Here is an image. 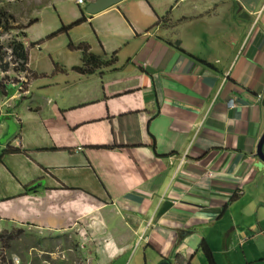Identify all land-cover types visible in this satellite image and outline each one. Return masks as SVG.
Segmentation results:
<instances>
[{
	"label": "crops",
	"instance_id": "crops-1",
	"mask_svg": "<svg viewBox=\"0 0 264 264\" xmlns=\"http://www.w3.org/2000/svg\"><path fill=\"white\" fill-rule=\"evenodd\" d=\"M30 1L12 9L32 78L0 110V233L71 235L90 264H264V0L86 19L74 0L13 5Z\"/></svg>",
	"mask_w": 264,
	"mask_h": 264
},
{
	"label": "rangeland",
	"instance_id": "rangeland-1",
	"mask_svg": "<svg viewBox=\"0 0 264 264\" xmlns=\"http://www.w3.org/2000/svg\"><path fill=\"white\" fill-rule=\"evenodd\" d=\"M1 3L2 2L0 1V4ZM33 4L38 3H33V1H30L28 3L13 6L5 3L3 6H6L8 9H16L22 12L28 10L27 12H29L31 10H35ZM17 15L21 17L22 13L16 14L15 16L17 17ZM18 23L19 24H17V27H23L26 24V22L21 20H18ZM16 35L17 31H12L10 33H0V45L2 46L1 54L6 52V49H4L6 43L13 39ZM7 62H9V58L4 56V59L0 61V66L6 64ZM20 228L22 227L12 226L9 229H5V231L8 232L7 236H11V239L7 238L4 244H0V264H3L2 260L5 258H7L9 262L10 260H13L14 264H90V261L85 260L84 258L79 257L72 252L73 248L71 235L69 237L64 235L61 241L58 239L46 241L44 238L47 247H53V252L44 251L47 253H40L39 249L34 248L33 246L35 243L34 235L23 234L22 237H19L18 232L21 230ZM78 228H80V226Z\"/></svg>",
	"mask_w": 264,
	"mask_h": 264
},
{
	"label": "trees",
	"instance_id": "trees-1",
	"mask_svg": "<svg viewBox=\"0 0 264 264\" xmlns=\"http://www.w3.org/2000/svg\"><path fill=\"white\" fill-rule=\"evenodd\" d=\"M16 22V18L14 17V15L10 12L8 13V11L5 8L0 7V29H2L4 32H11V31H17V35L4 46V49H8L11 51L10 53L5 52L4 54H1L2 51V46L0 45V61H2L4 59V56L6 57L7 54L9 57H11L14 62L16 64H18V68L21 71H25L26 70V65H27V61H28V50H27V46L25 43V39H26V34H25V27H16L14 24ZM83 62L84 65H94L96 63H100L101 60L100 58L89 54L88 52L84 51L83 54ZM2 69L4 71H6V67H4L3 65L0 66V72L2 71ZM4 80H0V96L5 95V92L8 93V95L11 94L12 92V88L6 84H4ZM24 232H26V230H21L19 232V237H22ZM29 234L30 232L27 231ZM6 233H0V244L1 243H5L6 241V235H4ZM29 239V238H26ZM36 238H35V242H36ZM38 243L34 244V247H37L40 250H44V249H48L46 251H51V248H47V246L43 245L41 240L37 241ZM6 259V260H5ZM4 260H2L3 264L6 263H13V260H10V262L7 260V258H5Z\"/></svg>",
	"mask_w": 264,
	"mask_h": 264
},
{
	"label": "clouds",
	"instance_id": "clouds-1",
	"mask_svg": "<svg viewBox=\"0 0 264 264\" xmlns=\"http://www.w3.org/2000/svg\"><path fill=\"white\" fill-rule=\"evenodd\" d=\"M2 3L0 4V7H2V8H5L7 11H8V13L10 12V14L12 13L13 15H14V13H13V11H12V9L10 8V9H8L6 6H3V4H9L10 6H12L14 3H16V4H18L19 3V1L20 0H13V2L14 3H12V5H11V2H9L8 3V1L7 0H0ZM69 1H73V0H69ZM75 1V3L77 4V5H83L81 8H82V10H81V12H80V15H81V18L83 17V19H86L87 18V16H93V15H90V14H88V13H86L85 11H84V8L89 4V3H91V2H95L96 0H94V1H91V2H89V3H86V4H84L85 3V0H74ZM118 5V4H117ZM116 6V5H115ZM113 7V6H112ZM111 8V7H110ZM109 9V8H108ZM107 10V9H106ZM105 11V10H104ZM96 14H98V13H96ZM95 15V14H94ZM14 17L16 18V16L14 15ZM78 21H82V20H78ZM83 21H85V20H83ZM17 24H19L18 23V19L16 18V22H15V26L17 27ZM30 26V24H25L24 25V27L26 28L25 29V34H26V39H25V43H26V46H27V50H28V52H29V45H30V43L27 41V38H28V35H27V30L30 28L29 27ZM4 31L2 30V29H0V33H3ZM12 32V31H11ZM5 33H10V32H5ZM12 40V39H11ZM11 40H9L7 43H9ZM6 43V44H7ZM6 52L7 53H10L11 54V51L8 49V51H7V49H6ZM84 56V55H83ZM6 57H8L9 58V62H7L6 64H4L3 66L4 67H6V71H4L3 69H2V71L0 72V80H4V84H6V85H8V86H10L11 88H12V92H11V94L10 95H8V93L7 92H5V95H3V96H0V110H5L6 109V107H9L10 105L6 102L5 103V101H7V100H11V99H20V98H22V97H25L27 94H28V90H27V84H28V82H29V80L32 78V74L29 72V70H28V61H27V65H26V70L25 71H21L19 68H18V64H16L15 62H14V60L11 58V57H9L8 56V54H7V56ZM85 66V65H84ZM229 105L231 106V107H233L234 106V101L233 100H230V102H229ZM1 159V158H0ZM31 229H38L39 230V228H31ZM22 230V229H21ZM20 230V231H21ZM38 230H36V231H38ZM19 231V232H20ZM19 232H18V234H19ZM5 233V232H4ZM28 232H27V230H26V232H24V234L25 235H32V234H27ZM37 233H39V234H41L39 231L37 232ZM4 235H6V238H10L11 239V236H7L8 235V233H6V234H4ZM39 235H38V239H39ZM34 238H36V240H37V236L36 235H34ZM141 239H142V237H141ZM144 239V238H143ZM34 248H37V247H34Z\"/></svg>",
	"mask_w": 264,
	"mask_h": 264
},
{
	"label": "water",
	"instance_id": "water-1",
	"mask_svg": "<svg viewBox=\"0 0 264 264\" xmlns=\"http://www.w3.org/2000/svg\"><path fill=\"white\" fill-rule=\"evenodd\" d=\"M125 0H96L95 2L89 3L85 8L84 11L90 15H94L96 13H100L112 6H115ZM256 156L259 160V168L264 166V133L260 139L258 144ZM159 264H169L168 262H161Z\"/></svg>",
	"mask_w": 264,
	"mask_h": 264
}]
</instances>
